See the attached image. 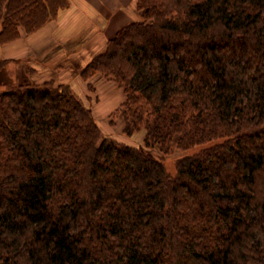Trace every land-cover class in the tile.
<instances>
[{"label": "trees", "instance_id": "trees-1", "mask_svg": "<svg viewBox=\"0 0 264 264\" xmlns=\"http://www.w3.org/2000/svg\"><path fill=\"white\" fill-rule=\"evenodd\" d=\"M70 1L0 0V44ZM136 9L80 75L124 90L143 145L69 84L0 89V264H264V0ZM154 151L183 153L174 174Z\"/></svg>", "mask_w": 264, "mask_h": 264}, {"label": "rangeland", "instance_id": "rangeland-1", "mask_svg": "<svg viewBox=\"0 0 264 264\" xmlns=\"http://www.w3.org/2000/svg\"><path fill=\"white\" fill-rule=\"evenodd\" d=\"M122 5L119 7L120 13H117V16L123 19V22L120 25L118 24L116 30L139 18L137 9L134 10L136 12H133L132 6ZM101 19H105L104 15ZM128 20L129 22H127ZM106 25L109 27L111 23ZM22 35L23 37L21 36L15 41L4 45L0 44V89H7L9 84L40 85L51 79L55 80L56 84H69L84 104L92 109L95 120L105 136L135 147L143 145V132L129 137L123 131L124 120L121 106L125 100L124 90L100 75L91 79L94 89H88V82L80 75V69L95 55V53L91 55L95 48H90L89 52L80 55L78 48L74 45L70 47L68 55L63 56L61 59L60 56L54 57L51 54L46 57L41 54L36 55L35 37L26 36L24 33ZM99 38L101 36L96 37V39ZM57 50V48H54L53 51L57 52ZM50 58L51 60H48ZM154 153L157 157L162 158L165 167L172 174L175 173L178 158L183 156L180 151L163 156L157 151H154Z\"/></svg>", "mask_w": 264, "mask_h": 264}, {"label": "crops", "instance_id": "crops-1", "mask_svg": "<svg viewBox=\"0 0 264 264\" xmlns=\"http://www.w3.org/2000/svg\"><path fill=\"white\" fill-rule=\"evenodd\" d=\"M126 4L132 6L133 12H136V0H71L69 8L62 11L57 19L50 21L36 33L26 36L35 37L36 55L47 57L51 54L54 57L60 56L61 59L68 55L70 47L74 45L80 55L89 52L90 48H95L91 55L96 54L106 47L109 39L124 28L125 25L116 30L118 24L123 22V19L117 16V13H120L119 7ZM102 15L105 18L103 20ZM107 23H111V26L107 27ZM98 36L101 38L96 39ZM54 48L58 49L57 52L53 51Z\"/></svg>", "mask_w": 264, "mask_h": 264}]
</instances>
